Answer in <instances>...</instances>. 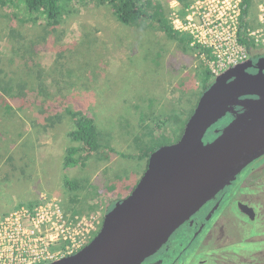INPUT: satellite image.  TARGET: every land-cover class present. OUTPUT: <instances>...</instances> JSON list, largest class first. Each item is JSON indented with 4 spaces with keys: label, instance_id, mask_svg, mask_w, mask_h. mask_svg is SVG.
<instances>
[{
    "label": "rangeland",
    "instance_id": "374dc122",
    "mask_svg": "<svg viewBox=\"0 0 264 264\" xmlns=\"http://www.w3.org/2000/svg\"><path fill=\"white\" fill-rule=\"evenodd\" d=\"M159 1L173 22L177 16L186 19L196 0L185 13L179 0ZM16 11L0 6V55L11 62L8 69L26 70L25 60L15 56L22 52L16 47L22 45L25 51L33 50L34 57L27 54L29 65L37 62L54 73L46 77L51 87V80L59 84L54 81L56 87L46 98L0 119V220L18 209L34 211L45 204L51 212L61 209L70 232L79 231L91 240L110 204L129 195L144 174L149 157L140 158L141 146L164 137L168 138L158 141L159 147L172 143L202 95L205 68L216 79L233 66L216 74L204 54L184 48L152 23H121L110 5L71 3L56 31L44 21H24L14 15ZM247 30L256 42L250 57L263 54L264 0H253ZM68 107L95 117L102 147L86 165L66 168V150L72 145L69 132L74 127ZM243 111V106H233L211 126L205 141ZM47 116L55 122L48 128ZM151 148L154 151V145ZM66 175L81 186L76 203L64 185ZM242 177L248 178V172ZM249 230L254 236L246 239L247 247L259 243L255 235L264 226L254 224Z\"/></svg>",
    "mask_w": 264,
    "mask_h": 264
},
{
    "label": "water",
    "instance_id": "95a60500",
    "mask_svg": "<svg viewBox=\"0 0 264 264\" xmlns=\"http://www.w3.org/2000/svg\"><path fill=\"white\" fill-rule=\"evenodd\" d=\"M250 67L258 71L251 73ZM235 105L244 111L206 142L207 131ZM263 154L264 56L218 76L181 137L150 154L144 174L106 213L96 235L80 250L46 264H139Z\"/></svg>",
    "mask_w": 264,
    "mask_h": 264
},
{
    "label": "trees",
    "instance_id": "16d2710c",
    "mask_svg": "<svg viewBox=\"0 0 264 264\" xmlns=\"http://www.w3.org/2000/svg\"><path fill=\"white\" fill-rule=\"evenodd\" d=\"M85 3L93 2L99 5H110L113 7L117 19L125 25H141L145 22L152 23L159 27L171 38L176 39L184 48H191L198 54H204L208 59L212 58L210 50L201 45L191 46L192 38L186 33H181L177 30L170 17L166 13L165 7L159 0H0V6L2 8L15 7L17 11L15 16H20L24 21H31L37 23L44 21L50 31H56L57 26L61 24L65 12L71 3ZM180 10L182 13L186 12V9L191 3V0H179ZM253 0H243L241 3V20L239 29V41L245 45L249 52L255 48L256 42L248 33V15L252 6ZM16 36V30H13L10 37ZM20 39H24L23 36L18 34ZM28 46L25 48L27 49ZM16 57L24 59L22 64L26 70L11 71L8 69L9 64L6 63L5 58L0 55V119L3 117L11 116L19 111L25 110V108L31 102H38L42 98H46L55 89V83L59 84L58 80H51L53 87H51L46 77L51 76L54 73L45 71L40 64L34 63L29 65L27 54H31L34 57L33 50L25 51L21 46L16 47ZM259 56V54L254 55ZM12 61V60H11ZM33 75L35 77H33ZM203 90L202 93L215 81L213 73L210 69L205 68L203 72ZM58 91H61V86L57 87ZM195 107V106H194ZM191 112L194 111V108ZM42 112V111H40ZM67 112L74 119V127L69 132V137L72 145L66 150L64 159V165L66 168L73 167L78 164L86 165L89 158L102 147L101 132L97 121L94 116L83 110H73L70 107L67 108ZM43 113V112H42ZM59 118L61 116L57 115ZM189 118V117H188ZM47 122L45 127L53 126L54 117L47 116ZM188 119L185 120L181 130L175 134L173 142L177 141L185 128V124ZM178 129V128H177ZM157 139L151 143H144L141 146L142 157H149L153 148L149 149V145H154L157 149L158 141L164 140ZM78 143V144H74ZM112 149V148H110ZM64 185L73 194L71 201H79L80 184L73 180L69 176L64 177ZM80 190V191H79Z\"/></svg>",
    "mask_w": 264,
    "mask_h": 264
},
{
    "label": "built area",
    "instance_id": "2783aa9c",
    "mask_svg": "<svg viewBox=\"0 0 264 264\" xmlns=\"http://www.w3.org/2000/svg\"><path fill=\"white\" fill-rule=\"evenodd\" d=\"M242 1L196 0L186 19L177 16L172 22L191 36L192 46L210 50L216 74L250 59L248 48L239 41ZM60 212L42 204L34 211L18 209L0 220V264H46L84 247L90 239L79 231L70 232ZM67 241L66 248L54 250Z\"/></svg>",
    "mask_w": 264,
    "mask_h": 264
},
{
    "label": "flooded vegetation",
    "instance_id": "af4514ba",
    "mask_svg": "<svg viewBox=\"0 0 264 264\" xmlns=\"http://www.w3.org/2000/svg\"><path fill=\"white\" fill-rule=\"evenodd\" d=\"M262 56L264 53L250 59L256 62ZM248 71L256 73L258 68L250 67ZM246 171L248 178H240ZM113 206L110 204L106 213ZM254 224L264 226V154L247 165L139 264H264V231L255 235L260 237L259 243L252 242L248 247L245 243L253 235L249 229Z\"/></svg>",
    "mask_w": 264,
    "mask_h": 264
}]
</instances>
